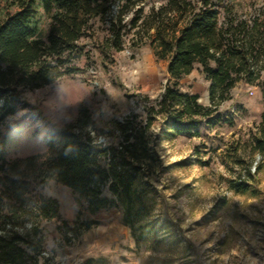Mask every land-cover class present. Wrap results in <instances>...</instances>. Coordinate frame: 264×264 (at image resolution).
Listing matches in <instances>:
<instances>
[{"label":"trees","instance_id":"16d2710c","mask_svg":"<svg viewBox=\"0 0 264 264\" xmlns=\"http://www.w3.org/2000/svg\"><path fill=\"white\" fill-rule=\"evenodd\" d=\"M138 1L14 0L18 9L0 18V264H51L44 224L59 217V203L41 191L49 181L71 189L79 209L120 208L136 247L156 251L147 178L160 168L156 143L162 137L151 128L161 119L165 138L196 134L198 123L210 122L238 81L258 85L263 93L251 148L264 156V3L241 16L227 0H164L147 14ZM38 8L50 17L46 33ZM134 29L133 46L144 39L167 60L161 94L145 98L140 112L113 120L103 141L86 130L96 128L83 110L74 124L51 126L44 152L9 159L1 126L25 103L23 91L77 73V62L90 61L94 52L104 59ZM196 64L208 82L210 106L181 88L180 80ZM251 175L247 169L246 179ZM234 187L247 189L242 180ZM94 223L84 220L76 228Z\"/></svg>","mask_w":264,"mask_h":264},{"label":"rangeland","instance_id":"374dc122","mask_svg":"<svg viewBox=\"0 0 264 264\" xmlns=\"http://www.w3.org/2000/svg\"><path fill=\"white\" fill-rule=\"evenodd\" d=\"M243 16L254 14L264 0H227ZM14 0H0V18L18 9ZM164 0H139L143 14ZM137 7V6H135ZM117 5H114V10ZM38 21L46 33L49 15L38 8ZM130 15V13L128 14ZM137 29V28H136ZM132 30L120 50L101 59L81 58L77 73L63 76L39 88H26L13 115L1 129L9 159L46 150L52 125L74 124L86 110L94 120L97 139H106L113 120L140 112L143 100L157 98L168 78L167 60L157 57L144 39L132 45ZM184 91L210 106L208 82L196 64L180 80ZM197 133L165 138L163 122L157 119L152 134L160 168L147 180L150 216L158 243L156 251L136 247L121 209L111 206L95 213L77 208L67 186L49 181L41 190L57 199L59 217L46 222L45 255L51 264H264V156L252 150L263 93L258 85L238 81L229 98L217 105ZM40 114V115H39ZM252 174L247 180L246 170ZM242 180L247 189H235ZM104 194L110 197L105 189ZM78 220V221H77ZM84 220H94L87 229H77Z\"/></svg>","mask_w":264,"mask_h":264}]
</instances>
